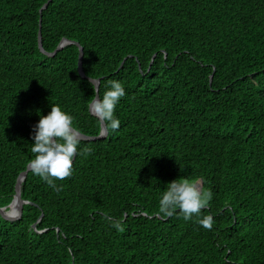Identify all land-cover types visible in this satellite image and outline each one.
<instances>
[{
    "label": "trees",
    "instance_id": "1",
    "mask_svg": "<svg viewBox=\"0 0 264 264\" xmlns=\"http://www.w3.org/2000/svg\"><path fill=\"white\" fill-rule=\"evenodd\" d=\"M49 1L0 0V208L39 114L58 104L99 137L89 79L100 98L115 79L121 123L81 140L59 190L28 174L21 219L0 214V264H264V0H53L41 23ZM40 32L47 54L73 44L50 57ZM200 178L211 230L158 213L169 183Z\"/></svg>",
    "mask_w": 264,
    "mask_h": 264
},
{
    "label": "clouds",
    "instance_id": "2",
    "mask_svg": "<svg viewBox=\"0 0 264 264\" xmlns=\"http://www.w3.org/2000/svg\"><path fill=\"white\" fill-rule=\"evenodd\" d=\"M89 86L93 90L98 89V81L90 79ZM106 89L102 98L93 99L87 110L101 122L102 129L115 132L121 123L115 111L121 99L126 96L125 86L121 81L113 79L107 82ZM32 133L33 158L28 162V169L47 186L59 190L56 181L71 177L74 160L78 156H87L92 150L87 147L80 148L82 137L74 126L73 117L58 104L52 105L47 115L39 114V120L33 126ZM201 180L202 178L179 179L169 183L159 198L158 213L164 217L176 214L182 216L185 221L197 217L201 228L211 230L214 224L213 216L201 217V212L207 207L212 193L201 191ZM18 218L15 216L9 219ZM109 219L113 228L122 230L120 222Z\"/></svg>",
    "mask_w": 264,
    "mask_h": 264
},
{
    "label": "water",
    "instance_id": "3",
    "mask_svg": "<svg viewBox=\"0 0 264 264\" xmlns=\"http://www.w3.org/2000/svg\"><path fill=\"white\" fill-rule=\"evenodd\" d=\"M53 0H50L44 7L43 9L41 10V23H42V13L43 11L47 10L48 9V6L49 4L52 2ZM69 44H73L69 41H65L63 42L59 47L58 49L56 50L55 53L53 54H47L45 51H44V48H43V45H42V34L40 32V35H39V46H40V50L42 51V53L44 54H47L48 56L52 57V56H55L58 52H60L65 46L69 45ZM77 46L80 48V56H79V74L81 75V77L83 79H87V76L85 75L84 73V69H83V57H84V50L83 48L77 44ZM90 80V79H89ZM98 81V84H99V87L101 85V80H96ZM99 87L97 90V96L96 98H99V94H98V90H99ZM81 135V134H80ZM108 136V130H105V129H102V133L99 137H87V136H83L81 135L83 141H99V140H104L106 139ZM31 171L29 169H27L24 173H22L18 179V183H17V186H16V196H15V199L13 200L12 204L9 206V207H6V208H0V214L8 221H11V222H15V221H18L21 219V216L23 214V207L24 205L26 204V202H24L22 200V187H23V183L26 181V178L28 176V174L30 173ZM14 205H16V210L15 212L13 211V207ZM15 216H18L19 218L18 219H15V220H10L9 218L10 217H15Z\"/></svg>",
    "mask_w": 264,
    "mask_h": 264
},
{
    "label": "bare ground",
    "instance_id": "4",
    "mask_svg": "<svg viewBox=\"0 0 264 264\" xmlns=\"http://www.w3.org/2000/svg\"><path fill=\"white\" fill-rule=\"evenodd\" d=\"M15 210H16V205H14V207H13V211L15 212Z\"/></svg>",
    "mask_w": 264,
    "mask_h": 264
}]
</instances>
